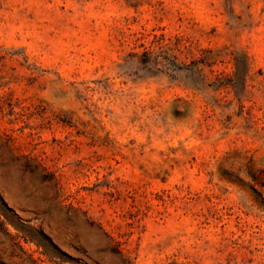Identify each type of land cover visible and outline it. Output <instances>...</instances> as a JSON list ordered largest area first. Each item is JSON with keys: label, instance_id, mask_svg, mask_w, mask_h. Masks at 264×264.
Returning a JSON list of instances; mask_svg holds the SVG:
<instances>
[{"label": "rangeland", "instance_id": "1", "mask_svg": "<svg viewBox=\"0 0 264 264\" xmlns=\"http://www.w3.org/2000/svg\"><path fill=\"white\" fill-rule=\"evenodd\" d=\"M0 264H264V0H0Z\"/></svg>", "mask_w": 264, "mask_h": 264}, {"label": "trees", "instance_id": "2", "mask_svg": "<svg viewBox=\"0 0 264 264\" xmlns=\"http://www.w3.org/2000/svg\"><path fill=\"white\" fill-rule=\"evenodd\" d=\"M186 48L191 51V44L178 38L176 50L183 53ZM173 48H166L154 53V50L146 48L140 55V62L144 68L156 71L166 72L173 78H178L179 73H186V83L194 89H199L201 84L213 85L216 88L232 86L235 91L239 84L246 83L247 76L251 70V62L248 55L240 50H231L229 52L230 60L234 65L233 77H226L223 72L215 74V79L207 83L206 68L214 72L213 66L219 60V52L212 48L202 47L199 49V56L191 57L189 62L180 57L177 52L170 53ZM188 58V56H186Z\"/></svg>", "mask_w": 264, "mask_h": 264}]
</instances>
